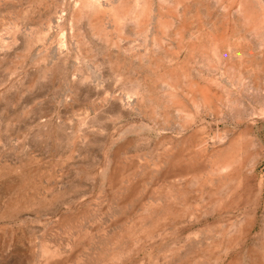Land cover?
I'll use <instances>...</instances> for the list:
<instances>
[{
	"label": "rangeland",
	"instance_id": "1",
	"mask_svg": "<svg viewBox=\"0 0 264 264\" xmlns=\"http://www.w3.org/2000/svg\"><path fill=\"white\" fill-rule=\"evenodd\" d=\"M0 264H264V0H0Z\"/></svg>",
	"mask_w": 264,
	"mask_h": 264
}]
</instances>
